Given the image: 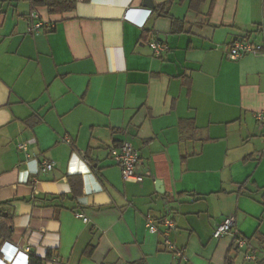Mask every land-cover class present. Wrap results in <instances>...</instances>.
<instances>
[{
  "label": "crops",
  "instance_id": "0c3cea01",
  "mask_svg": "<svg viewBox=\"0 0 264 264\" xmlns=\"http://www.w3.org/2000/svg\"><path fill=\"white\" fill-rule=\"evenodd\" d=\"M74 1L0 0V247L31 264H264V55L229 57L264 43V0ZM124 141L142 181L111 158Z\"/></svg>",
  "mask_w": 264,
  "mask_h": 264
},
{
  "label": "built area",
  "instance_id": "2783aa9c",
  "mask_svg": "<svg viewBox=\"0 0 264 264\" xmlns=\"http://www.w3.org/2000/svg\"><path fill=\"white\" fill-rule=\"evenodd\" d=\"M30 19L37 20L39 19V15L36 12H32L30 14ZM138 24L140 26L143 25V23ZM44 27H46V25L43 22L37 21L32 23L29 31L31 34L37 35L44 29ZM149 46L154 55L158 57L168 50V45L161 41H152L149 43ZM248 54L264 55V43L255 44L250 41L237 40L230 50L229 57L233 60H236ZM257 118L259 120H264V114H258ZM20 148L26 149L25 145H20ZM111 158L121 168L122 175L125 180L142 181L144 179L143 176H139L135 172L141 161V157L138 149L132 142L124 141L120 147L113 149L111 152ZM53 167V163L44 162L42 164V169L45 172L51 171ZM77 216L79 218H84V215L81 213H78ZM163 224L168 229L174 227L173 222L170 219H164ZM235 226V218L233 216L226 217L215 229L213 238L215 240H220L223 237L232 234ZM148 229L151 233H157L159 231L156 223L152 220H150L148 223ZM166 244L169 249H174V246L170 241H166ZM236 244L239 247H244L246 245V240L241 237H236ZM0 254V264H30L29 255L21 251L19 252L18 247L10 244L9 242H5L1 245Z\"/></svg>",
  "mask_w": 264,
  "mask_h": 264
},
{
  "label": "trees",
  "instance_id": "16d2710c",
  "mask_svg": "<svg viewBox=\"0 0 264 264\" xmlns=\"http://www.w3.org/2000/svg\"><path fill=\"white\" fill-rule=\"evenodd\" d=\"M205 0H193L192 8L199 9L200 5ZM34 5L36 6H45L49 9L52 14H62L68 10H71L75 7L76 2L74 0H33ZM166 14V13H165ZM168 15V14H166ZM69 181L72 185V192L74 193V197L79 193L75 190L76 183H82V178L79 176L69 177ZM9 204V203H7ZM2 206V205H1ZM0 206V209H1ZM1 213H4L0 210ZM10 215L7 214L5 216H0V237L6 236L8 237L12 232V226L10 222ZM31 264V261H30Z\"/></svg>",
  "mask_w": 264,
  "mask_h": 264
},
{
  "label": "water",
  "instance_id": "95a60500",
  "mask_svg": "<svg viewBox=\"0 0 264 264\" xmlns=\"http://www.w3.org/2000/svg\"><path fill=\"white\" fill-rule=\"evenodd\" d=\"M144 4H145L146 7L150 8V9L154 8L153 0H144ZM5 215H6V213H1L0 212V216H5Z\"/></svg>",
  "mask_w": 264,
  "mask_h": 264
}]
</instances>
